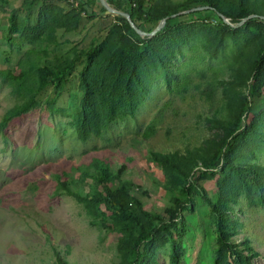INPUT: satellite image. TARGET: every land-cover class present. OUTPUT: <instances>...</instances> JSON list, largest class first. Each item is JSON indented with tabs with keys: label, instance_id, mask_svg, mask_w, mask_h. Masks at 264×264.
Masks as SVG:
<instances>
[{
	"label": "rangeland",
	"instance_id": "374dc122",
	"mask_svg": "<svg viewBox=\"0 0 264 264\" xmlns=\"http://www.w3.org/2000/svg\"><path fill=\"white\" fill-rule=\"evenodd\" d=\"M155 1L177 11L173 31L196 27L151 46L161 55L143 66L138 107L102 128L81 118V73L93 48H103L93 78L122 54L115 15H87L70 0H0V264H56L59 255L66 264L130 263L141 231L100 202L106 186L127 188L138 214L163 215L186 200L187 181L194 204L167 228L175 235L186 226L180 264L216 263L218 216L233 233L229 264L239 256L251 259L239 264H264V77L248 111L244 99L264 43V0H221L234 16L256 10L239 27L217 13L187 12L196 0ZM69 69L61 83L53 77ZM43 70L51 76L41 89ZM243 109L248 133L230 167L206 171ZM11 111L18 115L3 125ZM155 223L143 221V232ZM169 245L164 236L142 259L171 264Z\"/></svg>",
	"mask_w": 264,
	"mask_h": 264
},
{
	"label": "trees",
	"instance_id": "16d2710c",
	"mask_svg": "<svg viewBox=\"0 0 264 264\" xmlns=\"http://www.w3.org/2000/svg\"><path fill=\"white\" fill-rule=\"evenodd\" d=\"M46 1V0H45ZM72 1L77 9L81 13L87 15H96L95 9H100L101 13H109L100 3V0H70ZM107 2L114 9L124 12L130 15V18L135 25L143 30V27L148 24L159 25V23L166 17L170 16L166 21L164 29L154 36L153 38L141 37L130 25L129 21L121 16L115 15L116 23L113 25V32L119 37V43L121 44L122 54L113 56L111 60H108L104 64L103 74L93 78V68L99 65V58L103 54V48L101 46L91 49L87 53V63L83 69L82 83L85 89L84 102L81 111V118L84 123H96L100 124L99 127L106 128L109 123L114 120L120 113L123 112H134L135 107H138L139 103L137 99V88L143 81L142 69L143 66L148 62L155 63L160 57L161 52L155 47H151L157 42L167 36L169 37L174 32L178 34H186L195 25H182L180 29L176 31L172 30L174 25L173 15L177 14L175 10H165L160 2L155 0H107ZM196 5L193 8L198 7H210L207 10L212 13H223L228 18H231L233 23H238L244 17H247L251 13L256 11L254 8H250L240 15H232L222 5L221 0H196ZM191 8V9H193ZM190 9V10H191ZM201 11H196L201 13ZM222 17V16H221ZM250 20V19H249ZM247 20V22L249 21ZM252 21V20H251ZM254 21V20H253ZM264 21V20H262ZM225 22V21H223ZM230 25V24H229ZM233 28V27H230ZM151 32V31H150ZM149 48H151L149 50ZM70 69L66 72L54 75L53 77L58 83H61L67 75H69ZM48 70H43L41 73L42 83L41 89H44L48 83L50 77ZM264 77V43L257 50L252 65V83L247 87L244 99L249 110V105L253 97H258L260 94V88ZM98 95L100 99L98 98ZM242 110L236 116V125L234 130L230 131L228 140L225 141L219 149L215 152L213 158L204 166L206 171H224L230 167V162L236 153V144L239 140L245 137L248 133V128H242L244 119L246 118L245 113ZM18 115L16 111L8 113L6 118L3 120L5 125L9 120ZM163 161L171 164L168 156H162ZM189 181L185 183L184 194L186 196L185 201L179 202L174 208L166 209L163 215H152L148 211L141 209L137 213L131 207L127 194V188H117L116 190L111 189L109 185L106 186L104 194L100 198V202L103 203L106 209L115 213H120L119 217L123 215L131 220V222H137L141 233L140 237L136 238L133 242L131 254L133 260L127 264H147L142 259L141 250L146 247H152L158 240L164 236L169 240L170 246V260L171 264H180L181 262V240L185 237L186 226L182 223L180 228H177V232L174 235L170 232L168 225L171 221H181L182 215L181 210L183 208L190 209L194 204L191 199L190 189L188 188ZM205 202L210 206L215 214H219V209L211 203V201L204 196ZM136 202V200H132ZM138 203V202H137ZM264 205V197L261 201ZM139 204V203H138ZM219 251L218 258L215 264H229L228 259L235 254V249L231 245V239L233 233L230 234L223 228L225 222L219 217ZM221 218V220H220ZM155 220L156 223L153 228L143 232V221ZM223 222V223H222ZM225 230V231H224ZM226 232V233H225ZM243 258L239 256V260L242 262L245 260L249 262L251 259ZM56 264H66V262L58 256Z\"/></svg>",
	"mask_w": 264,
	"mask_h": 264
},
{
	"label": "water",
	"instance_id": "95a60500",
	"mask_svg": "<svg viewBox=\"0 0 264 264\" xmlns=\"http://www.w3.org/2000/svg\"><path fill=\"white\" fill-rule=\"evenodd\" d=\"M100 3H101V5L109 12V13H111V14H113V15H121V16H123V17H125L128 21H129V23H130V25H131V27L141 36V37H149V38H152V37H154V36H156L164 27H165V24H166V21L169 19V17L170 16H168V17H166V18H164L160 23H159V25L153 30V31H151V32H145V31H143V30H141V29H139L136 25H135V23L132 21V19L130 18V15L129 14H127V13H124V12H120V11H118V10H116V9H114L112 6H110V4L107 2V0H100ZM210 7H198V8H193V9H191V10H189V11H187V12H196V11H201V10H207V9H209ZM174 16H177V14H175V15H173L172 17H174ZM220 16H222L223 18H224V20L227 22V23H229V24H231L230 23V20H229V18L227 17V16H225L223 13H220ZM258 16V14H255V13H252V14H250V15H248L247 17H244L241 21H239L238 23H236V27H239L240 25H242L245 21H247V20H249V19H251V18H253V17H257ZM260 17H262V18H264V16L262 15H260Z\"/></svg>",
	"mask_w": 264,
	"mask_h": 264
},
{
	"label": "built area",
	"instance_id": "2783aa9c",
	"mask_svg": "<svg viewBox=\"0 0 264 264\" xmlns=\"http://www.w3.org/2000/svg\"><path fill=\"white\" fill-rule=\"evenodd\" d=\"M40 1H45V0H40Z\"/></svg>",
	"mask_w": 264,
	"mask_h": 264
}]
</instances>
